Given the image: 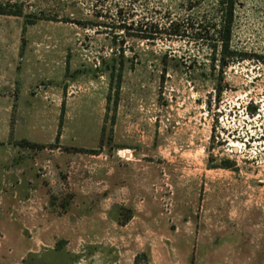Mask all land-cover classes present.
I'll list each match as a JSON object with an SVG mask.
<instances>
[{
  "label": "rangeland",
  "instance_id": "1",
  "mask_svg": "<svg viewBox=\"0 0 264 264\" xmlns=\"http://www.w3.org/2000/svg\"><path fill=\"white\" fill-rule=\"evenodd\" d=\"M191 1L26 0L35 24L0 16V264H264V0H239L233 45L259 57L227 70L220 106L164 74L167 54L205 60L201 43L112 40L120 11L220 19L216 0Z\"/></svg>",
  "mask_w": 264,
  "mask_h": 264
},
{
  "label": "trees",
  "instance_id": "2",
  "mask_svg": "<svg viewBox=\"0 0 264 264\" xmlns=\"http://www.w3.org/2000/svg\"><path fill=\"white\" fill-rule=\"evenodd\" d=\"M193 2L188 0L187 6L193 9ZM26 0H0V16L25 19L24 26L35 24V20H30V15L25 14ZM219 20L204 19V21L191 19H172L164 25L152 21L127 23L123 12H118V19L121 23L117 26V31L111 33L113 42H117V37L127 35L132 39L144 40L150 43L156 42L159 38L182 40L184 38L193 39L205 46L208 54L206 59L198 61L191 58H178L169 54L163 57L165 65L164 74L169 71L168 62L172 64L173 71L180 70L187 77L189 83L198 91V86L212 87L215 92V105L220 106L222 95L229 89L226 82L227 70L235 64L254 59L253 54L240 50L233 45V35L237 24V12L241 10L239 0H216ZM43 14L37 16L42 19ZM40 17V18H39ZM97 17V15H96ZM124 19V20H123ZM93 27H102V24H91ZM124 40L121 41L123 43ZM259 59V58H258ZM211 98V97H210ZM207 101L208 108L212 106V100ZM257 107L249 105L247 110L254 116ZM35 147L33 144H29ZM230 169L229 165H225Z\"/></svg>",
  "mask_w": 264,
  "mask_h": 264
},
{
  "label": "crops",
  "instance_id": "3",
  "mask_svg": "<svg viewBox=\"0 0 264 264\" xmlns=\"http://www.w3.org/2000/svg\"><path fill=\"white\" fill-rule=\"evenodd\" d=\"M67 214H68V212L66 213V215H67ZM66 217L68 218V216H65V217H63V218H66ZM50 218H52V217H47L46 219H48V221H50V220H49ZM77 218H78V220L76 221L77 224H81V223H83L84 220L87 221V220H88L89 218H91V217H88V216H86V215H83V216L81 215V216H79V217H77ZM69 219H70V218H69Z\"/></svg>",
  "mask_w": 264,
  "mask_h": 264
}]
</instances>
